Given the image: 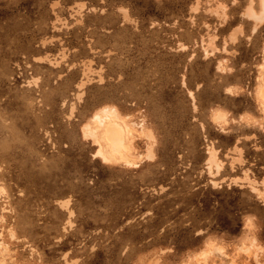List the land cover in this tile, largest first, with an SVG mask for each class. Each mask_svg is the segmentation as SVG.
<instances>
[{
    "label": "rangeland",
    "instance_id": "rangeland-1",
    "mask_svg": "<svg viewBox=\"0 0 264 264\" xmlns=\"http://www.w3.org/2000/svg\"><path fill=\"white\" fill-rule=\"evenodd\" d=\"M250 3L0 0V264H264ZM105 108L135 129V162L84 137Z\"/></svg>",
    "mask_w": 264,
    "mask_h": 264
},
{
    "label": "bare ground",
    "instance_id": "bare-ground-1",
    "mask_svg": "<svg viewBox=\"0 0 264 264\" xmlns=\"http://www.w3.org/2000/svg\"><path fill=\"white\" fill-rule=\"evenodd\" d=\"M59 1V0H58ZM251 1V3L250 4H252L253 3V1L254 0H250ZM78 2V1H77ZM56 3H59V2H56ZM249 3V2H248ZM73 4H75V3H73ZM77 4V3H76ZM81 4V3H80ZM55 5V4H54ZM82 5H84L85 6V4H82ZM198 5V4H197ZM197 5H195V7H197ZM261 5H262V11L261 12H259V13H256V12H254V11H250L251 9H253V7H252V5L251 6H249V7H251L250 8V10H248L250 13H249V16H251L253 19H255L256 21H257V23L258 22H262V21H264V0H261ZM57 6V5H56ZM71 6V5H70ZM83 6V7H84ZM87 6V5H86ZM61 7V6H60ZM75 7V6H74ZM78 7H80V6H78ZM89 7V6H88ZM124 7V6H123ZM52 8V7H51ZM72 8H73V6H72ZM76 8H77V6H76ZM81 8V7H80ZM74 9V8H73ZM119 9V8H118ZM121 9V8H120ZM216 9H214V11H215ZM83 11V10H82ZM247 11V12H248ZM54 12V11H53ZM80 12V11H79ZM129 12V11H128ZM127 12V13H128ZM216 12V11H215ZM247 12L245 13L246 15H247ZM73 13V12H72ZM126 14V13H125ZM210 14V13H209ZM73 15V14H72ZM71 15V16H72ZM222 15V14H221ZM125 16H127V14L125 15ZM124 16V17H125ZM130 16V15H129ZM217 16V15H216ZM228 16V15H227ZM58 17V16H57ZM56 17V18H57ZM219 17V16H218ZM226 17V16H225ZM224 19H226V18H224ZM57 19H55L54 21H56ZM59 20V19H58ZM61 21H63L62 19H60ZM130 20V19H129ZM252 20V19H251ZM53 21V22H54ZM67 22V21H66ZM135 22V21H134ZM62 25H63V23H61ZM66 24V23H65ZM222 24V23H221ZM259 24V23H258ZM56 25H57V23H56ZM55 26V25H54ZM60 27V26H59ZM256 27V26H255ZM61 28V27H60ZM254 28V27H253ZM255 29V28H254ZM255 32V31H254ZM241 33V32H240ZM237 35V34H236ZM55 37V36H54ZM51 39H53L52 37H50ZM229 38V37H228ZM237 38V37H236ZM50 39V40H51ZM215 39V38H214ZM213 39V40H214ZM225 39V38H224ZM238 39V38H237ZM45 40H47V39H45ZM49 40V39H48ZM233 40V39H232ZM234 41V40H233ZM236 41V40H235ZM45 42V41H44ZM212 42V41H211ZM215 42V41H214ZM225 43V42H224ZM206 44H207V42H206ZM44 45V44H43ZM182 45V44H181ZM182 46H185V45H182ZM204 46V45H203ZM207 46V45H206ZM185 47H187V46H185ZM208 47H210L209 45H208ZM206 48V47H205ZM213 48V47H212ZM182 49H183V47H182ZM211 50V49H210ZM210 50H208V51H210ZM217 50H219V49H217ZM203 51H205V50H203ZM211 53V52H210ZM211 54H213V53H211ZM63 55H64V52H63ZM47 55H45V57H46ZM38 57V56H37ZM38 58H40V60H42L43 58H41V57H38ZM46 58H49L48 56L46 57ZM63 58V57H62ZM53 60V59H52ZM60 60V59H59ZM56 61H57V63H58V60L56 59ZM84 61V60H83ZM50 62H51V59H50ZM52 64H53V62H52ZM54 65H56V64H54ZM85 65V64H84ZM74 66V65H73ZM70 67V66H69ZM91 67H92V65H91ZM220 68V67H219ZM87 69H89V72H91V70L93 71V69H91L90 70V67L88 66V68ZM96 72V71H95ZM98 73V72H97ZM86 74V73H85ZM88 74V73H87ZM61 75V74H60ZM263 75V74H262ZM88 76V75H87ZM90 76V75H89ZM92 77V76H91ZM33 78H35V77H33ZM88 78V77H87ZM86 78V79H87ZM82 79V78H81ZM90 79V78H89ZM100 80H102V79H100ZM30 81V80H29ZM29 81H27V82H29ZM84 82L85 83V81L84 80H81V82ZM90 81V80H89ZM103 81V80H102ZM82 82V83H83ZM81 84V83H80ZM185 84V83H184ZM36 85V84H35ZM83 85V84H82ZM79 88H80V86H79ZM78 88V89H79ZM83 91H84V89H83ZM77 93H79V91L77 92ZM80 94H82V93H80ZM190 94V93H189ZM259 94H260V96L262 97V98H264V85H262L261 87H260V89H259ZM77 96H79L78 94H77ZM78 98H80V97H78ZM80 100V99H79ZM74 105H75V103H74ZM71 107H73V106H71ZM70 107V108H71ZM72 109H74V107L73 108H71V110ZM74 112V111H73ZM71 114H73V113H71ZM70 114V115H71ZM69 116V115H68ZM147 129V128H146ZM148 130H150V128L149 129H147V130H145L146 131V136L147 137H149V138H151L152 137V135H151V133L152 132H149ZM148 131V132H147ZM82 133H83V135H84V137L86 138H90L91 139V141L92 142H94V143H96V145H97V147H98V150H97V154H99L100 156H101V158L104 160V161H116V160H121V161H123L125 164H129V163H133V162H135L134 160H135V157L133 156V154H132V150H133V143H132V138L135 136V129L131 126V125H129V124H127V123H125L122 119H121V117L118 115V113H117V111L115 110V109H113V108H105V109H103L102 111H100L99 113H96L95 114V116L93 117V119L90 121V122H88L85 126H82ZM143 133H144V131H143ZM239 140V139H238ZM93 144V143H92ZM211 146V145H210ZM208 147V146H207ZM213 148V147H212ZM211 148V149H212ZM216 148V147H215ZM215 148H214V150H215ZM234 148H236V146H234ZM238 148V147H237ZM231 150H232V148H230ZM240 149V148H239ZM217 150V149H216ZM218 151V150H217ZM216 151V152H217ZM236 152H238V151H236ZM149 153L151 154V152L149 151ZM148 153V154H149ZM241 153H242V151H241ZM148 154H146V155H148ZM237 154V153H236ZM212 156H215V155H213V154H211ZM217 155V154H216ZM151 156V155H150ZM218 156V155H217ZM240 156V155H239ZM235 157V156H234ZM148 158V157H147ZM240 158V157H239ZM145 159V158H144ZM234 159H236V158H234ZM212 161H215L216 159L214 158V157H212V159H211ZM219 161H221V160H219ZM236 161H238V159L236 160ZM221 163L223 164V161H221ZM241 163V162H240ZM136 164H138V163H136ZM135 164V165H136ZM209 164V163H208ZM233 164V163H232ZM211 165V164H210ZM216 165V164H215ZM219 165V164H218ZM221 166L222 165H219V167L221 168ZM216 167V166H215ZM219 167H217V168H219ZM210 169V168H209ZM208 169V170H209ZM211 170H212V168H211ZM217 170H219V169H217ZM210 171V170H209ZM211 172V171H210ZM209 173V172H208ZM213 173H215V172H213ZM218 173H219V171H218ZM249 176V175H248ZM247 176H245V178H246ZM248 178H250V177H248ZM221 179V178H220ZM244 179V178H243ZM253 179V178H252ZM255 179V178H254ZM237 180V179H236ZM217 180H215V182H216ZM220 181V180H219ZM242 181V180H241ZM248 181L249 182H253V180H249L248 179ZM257 181V180H256ZM262 181V180H261ZM260 181V182H261ZM264 182V181H263ZM262 182V183H263ZM217 183V182H216ZM255 183V182H254ZM254 183H251L252 185L254 184ZM239 184V183H238ZM243 184V183H242ZM241 184V185H242ZM221 185V184H220ZM250 185V184H249ZM260 186H261V183L259 184ZM258 185V186H259ZM251 186V185H250ZM253 186H256V185H253ZM264 187V186H263ZM257 189H258V187H257ZM253 190V189H252ZM255 190V189H254ZM257 190H255V192H256ZM259 192V191H258ZM257 195V194H256ZM63 199V198H62ZM68 199H70V198H68ZM68 199H64V200H62L61 202H63V201H65V200H68ZM67 202V201H66ZM63 204H61V206H62ZM63 207V206H62ZM69 207V206H68ZM68 207H67V209H68ZM69 210H71V209H69ZM72 211V210H71ZM70 212V211H69ZM70 218V217H69ZM1 219V218H0ZM70 221V220H69ZM69 223V222H68ZM70 227V226H69ZM20 240V239H19ZM255 242V241H254ZM5 246V245H4ZM3 246V247H4ZM8 247V246H7ZM1 248V247H0ZM207 250H210V248H208ZM4 252H5V250H4ZM3 252V253H4ZM201 253V252H200ZM199 254V253H198ZM207 254V252L205 251L204 253H202V255L203 256H205ZM200 256H201V254H200ZM160 259V258H159ZM4 260V259H3ZM204 260H206V258H204ZM199 261V260H198ZM2 262V264H4L5 262H3V261H1ZM74 263V262H73Z\"/></svg>",
    "mask_w": 264,
    "mask_h": 264
}]
</instances>
